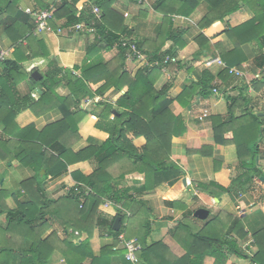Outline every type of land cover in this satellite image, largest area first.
<instances>
[{"label": "trees", "instance_id": "obj_1", "mask_svg": "<svg viewBox=\"0 0 264 264\" xmlns=\"http://www.w3.org/2000/svg\"><path fill=\"white\" fill-rule=\"evenodd\" d=\"M36 1L40 7H46L40 0ZM114 2L95 0L101 10L100 20L93 25V31L76 32L84 33L89 40L82 64L75 66L80 76L73 75L70 69H64L55 60L49 59L38 82L44 90L43 94L29 104V96L19 97L14 93L17 84L27 77L23 64L33 59L39 62L49 58L50 51L43 39L33 35L34 23L28 15L17 10V0H9L0 11L1 16L7 17L6 20L13 21L4 29L15 42L14 58L0 62L3 67L0 73V123L7 137L0 139V161H15L34 172L17 183V191H11L6 188V183H0V215L7 220L6 225H0V264H84L87 260L88 264H110L114 256H120L123 264H132L124 258L125 249L116 250L114 244L102 246L99 255H93L90 239L99 225L101 204L106 199L112 204L128 206L132 189L122 182L129 173L144 174L142 191H150L162 183L174 184L180 171L171 160L172 140L186 132V124L180 114L172 111L171 104L177 100L187 105L196 95L207 98L214 90H219L214 83L215 76L205 69L174 99L168 95L169 84L155 88L161 67L142 66L134 75L128 73L125 69L126 48L121 45L120 39L122 36L132 37V31L125 24L123 15L112 7ZM84 3V0H60L54 6L48 24L52 29H61V36L69 37L65 32L67 27L89 20L90 10ZM155 3L154 9L163 14V31L157 37L156 49L148 55L136 41L142 53L149 56V61L160 60L164 55H177V50L185 45V30L174 27L171 16L188 17L203 4L206 12L197 26L204 32L194 38L199 48L208 50L209 39L223 33L233 46L225 48L216 43L220 60L225 65L216 77L223 83L232 77L233 71L244 70L243 64L248 57L243 47L249 43H254L261 51L257 64L261 70L264 69V0H156ZM242 7L250 9L251 18L234 27H225L223 23L227 17ZM17 21L19 27L15 25ZM165 40H171L173 46L161 50ZM112 47L117 49V53L105 61L103 54ZM261 72L249 84L254 92L261 91L264 86V70ZM59 84L68 86L70 94L57 95L55 87ZM249 85L240 87L237 95L226 97L225 117H211L213 141L234 146L238 164L245 169L242 176L248 181L258 172L256 141L262 131L261 116L250 107ZM111 87L115 91L125 88V91L114 104L103 103L101 110L94 114L97 118L95 126L102 128L108 134L107 138L97 142L89 137L87 146L73 152L72 142L79 137L77 123L84 115L81 109L72 111V107L76 106L77 88L102 95ZM54 107L61 111L62 118L41 130H34L31 124L20 127L16 122V117L23 111L35 112L36 109L37 116ZM229 132L232 137L226 139L224 136ZM72 133L75 134L74 139L68 141ZM138 136H143L146 142L135 147L133 139ZM189 153L211 155L212 146L204 145ZM88 160L95 161L96 166L90 174L84 175L79 170L70 173L76 181L75 185L83 184L90 188L88 195L75 193L72 186L61 197L54 199L47 196L43 180L58 179L67 173L72 164ZM218 168L216 161L215 169ZM200 188L215 196L228 192V187L214 181ZM117 216H120L119 213L108 226L114 240L123 231L122 228L117 231L112 229ZM189 216L184 215L173 231L174 239L185 250L182 256L172 255L160 241L147 245L138 237L140 249L136 251V256L140 263L202 264L206 253L215 256L214 264H222L227 254L246 258L239 245L247 235L240 219L225 214L227 220H224L219 213L205 220L202 226H196L194 218ZM53 224L61 227L66 234L76 233L74 238H80V241L61 238L55 230L47 234ZM124 235L129 238L127 232ZM253 242L257 252L251 256V262L264 264V229L253 234ZM55 253L59 254L63 263H54Z\"/></svg>", "mask_w": 264, "mask_h": 264}, {"label": "crops", "instance_id": "obj_2", "mask_svg": "<svg viewBox=\"0 0 264 264\" xmlns=\"http://www.w3.org/2000/svg\"><path fill=\"white\" fill-rule=\"evenodd\" d=\"M40 1L46 7H40L36 0H17V10L28 15L26 13L27 8L36 11L45 9L54 3L53 0ZM155 1L150 0L149 4L145 5L136 0H115L112 5L114 10L123 15L125 24L132 31V37L129 38L137 41L148 55L156 49L155 46H157L159 39L157 37L160 34L159 32L162 33L163 31V14L154 9ZM8 2L9 0H0V11L7 6ZM125 3H128V5H125ZM84 4L86 7L88 6L86 3ZM205 12L206 6L201 4L188 17L171 16L173 26L185 30L183 34L185 45L178 50L175 56L178 58L179 63L175 61V63L162 68L161 75L155 83L156 89H160L165 83L169 84L168 95L174 99L185 85L195 81L197 75L205 69L215 76L214 83L219 86V90H214L207 98H200L196 95L190 99L187 105H182L177 100H174L171 104L172 111L175 114H180L186 124V132L182 136L174 137L172 140L171 160L180 171L179 178L171 186L162 183L150 191H142L141 188L145 182L143 173L133 172L125 175L122 183L132 189L130 192L131 202L128 206H125L121 203H106V199H104L101 204L102 210L99 209L101 217L99 225L95 228L90 239V249L94 256L99 255L100 249L104 245L114 244V249L120 250L124 249L122 246L124 240H134L138 244L137 238L140 237L147 245L160 241L172 255L180 257L185 253V250L174 239L173 231L183 219V216H189L190 214L189 217L194 218L193 223L196 226H202L205 220L220 213L224 220H227L225 214L240 219L247 234L239 244L246 258L235 254H227L221 263L255 264L251 262V256L257 252V246L253 242V234L264 229V86L259 92L247 89L250 107L253 112H257L261 116L260 121L262 122V131L256 141L257 156L255 162L258 172L249 181L242 176L245 169L238 164L234 146L229 143L218 144L213 141L211 117L213 115L225 117L227 115L226 97L237 95L240 87L245 86V84L248 85L251 80L257 77L258 73H262L261 71L264 69L261 70L257 64L262 53L254 43L244 46L243 51L248 57V61L243 64L244 70H235L232 72V77L222 83L216 76L224 69L225 65L220 60L216 43H220L225 48H232L233 46L230 39L223 33L209 39L208 50L199 48L194 38L199 33L204 32V30L199 29L197 23ZM251 16L250 9L242 7L230 14L223 25L234 27L247 21ZM29 17L34 23L33 35L44 40L49 48L50 56L39 62L33 59L23 64L27 77L17 84L14 93L19 97L29 96L31 100L27 104L38 100L43 94L44 90L38 82L42 78V73H45L49 59L52 58L64 69H70L72 74L75 72L76 74L73 75L80 76V71L75 66L80 67L82 64L89 42L84 33H69V37L57 33H37L33 17ZM6 18L0 17V52L4 55L3 59L12 60L14 58L15 42L8 36L4 27L11 25L13 21L6 20ZM15 25L18 26V21L15 22ZM170 47H172V41L165 40L161 50H167ZM116 53L117 49L112 47L104 52L103 59L105 61L110 60ZM144 55L145 59L148 60L149 56ZM3 59H0V62ZM144 61L138 63L135 60L126 59L125 69L128 73L134 75L140 67L145 66L143 65ZM36 69H39L41 75L38 82L31 77V73ZM41 69L44 71L40 72ZM2 72L3 67L0 66V73ZM124 91L125 88L121 91H115L111 87L104 94L96 95L91 94L89 90L77 88L76 106L72 107V111L81 109L84 115L77 123V135L79 137L72 142L73 152L87 146L89 137L97 142L107 138L108 134L102 128L95 126L97 118L94 114L101 110L103 103L114 104ZM55 93L59 96H67L70 94L69 87L65 84H59L55 87ZM35 113L36 109L35 112L30 110L21 112L16 117L17 124L20 127L31 124L34 130H41L47 124L59 121L62 118V113L57 107L37 116ZM236 114L239 115L240 111L237 110ZM1 119L0 116V122ZM2 128L3 124L0 123V139H6L7 137ZM74 136L75 134L72 133V136L67 140H73ZM224 137L230 139L232 135L229 132ZM145 142L143 136L133 139L135 147L143 146ZM204 145L212 146L211 155L189 153L190 150L200 149ZM216 161L219 164L217 170L215 169ZM6 163H8V166H6ZM95 167V161L93 160L78 162L69 166L67 173L62 177L55 180H43L47 196L56 199L68 193L76 183L71 177L70 173L72 171L79 170L84 175H88ZM6 168L18 172L17 183L34 173L32 169L21 167L15 161L11 163L0 161V171L2 173L0 183H6V180L10 181L12 179L9 174L4 173ZM240 176H242V179ZM211 181L228 187V192L215 196L213 193L203 191L200 188ZM243 181H246V183ZM17 190L18 187L13 191ZM9 206L11 207L10 202ZM197 208L208 210L205 219H198L193 216ZM116 213L123 217L121 219L120 216H117L120 218L118 230L122 228L123 231L116 237L117 240H114L108 226ZM6 223L5 216L0 215V225L4 226ZM53 230L61 238L67 237L72 241H80V238H74L76 233L74 235L66 234L56 224L51 225L47 234ZM126 232L129 238L124 237ZM215 259V256L211 253H206L203 256L202 264H214ZM53 261L54 263H63V259L58 253L53 256ZM88 262L89 260L85 261L84 264H88ZM110 264H123V262L120 256H114L111 258ZM139 264H141L140 261Z\"/></svg>", "mask_w": 264, "mask_h": 264}, {"label": "built area", "instance_id": "obj_3", "mask_svg": "<svg viewBox=\"0 0 264 264\" xmlns=\"http://www.w3.org/2000/svg\"><path fill=\"white\" fill-rule=\"evenodd\" d=\"M54 3L52 5H49L47 8L45 9H41V10H36L33 11V9L31 8H27L26 9V13H28L29 16L33 17V20L35 22V26H36V32L37 33H57V34H61V29H52L51 26L48 24V20L52 18V13H53V9L55 4H57L60 0H53ZM137 2H139L140 4H149L150 0H136ZM84 2L89 6V20L88 22L85 21H81L78 22L72 26L67 27V29H65L66 33H76L78 31H84L87 30L88 32L93 31L94 27L93 25L95 23H97L100 18H101V10L100 8L97 6V4H95V0H84ZM125 16L127 15L126 13L124 14ZM120 43L122 46H124L126 49V53H125V57L126 59H132L135 61H142L145 60L143 63V65L151 67V66H163V65H168L170 63H173L176 61V59L172 56L169 55H164L161 57L160 60H153V61H149L147 59H145V55L144 53H142V51L139 49L138 44L136 41L130 39L127 36H122L120 39ZM4 55L0 52V59H3ZM234 72V71H233ZM73 74H76L75 72H73ZM75 193H82V195L86 196L90 193V188L86 185L83 184H77L74 186L73 188ZM106 203H108L109 201L106 200ZM105 203V204H106ZM110 203V202H109ZM122 246L125 249V258L130 261L132 264H139V260L136 256V251L140 249V245L135 243L134 240H124L122 242Z\"/></svg>", "mask_w": 264, "mask_h": 264}, {"label": "rangeland", "instance_id": "obj_4", "mask_svg": "<svg viewBox=\"0 0 264 264\" xmlns=\"http://www.w3.org/2000/svg\"><path fill=\"white\" fill-rule=\"evenodd\" d=\"M125 5H128V3H125ZM192 14V13H191ZM190 14V15H191ZM189 15V16H190ZM202 17V16H201ZM225 22V21H224ZM86 33L88 32L87 30H84ZM173 46V45H172ZM256 48H257V46H256ZM177 52H178V50H177ZM175 59H176V62L178 61V58H176V57H174ZM138 63L139 62H142V61H137ZM173 63H175V62H173ZM223 63V62H222ZM171 64V63H170ZM169 65V64H168ZM165 66H167V65H163V66H158V67H161V69L162 68H164ZM36 71H38L39 72V69H36ZM44 70L43 69H41L40 70V72H43ZM252 81V80H251ZM250 81V82H251ZM36 82H38V81H36ZM250 82H249V84H250ZM165 84H167V83H165ZM165 84H163V85H165ZM248 84V85H249ZM162 85V86H163ZM161 86V87H162ZM245 86H246V84H245ZM248 89H251L252 91H253V89H252V86H248ZM263 96H264V94H263ZM263 98V97H262ZM6 166H8V163H6ZM12 169L11 168H6L5 169V171H4V173H6V174H9L11 177H12V179L10 180V181H8V180H6V188L7 189H10L11 191H13V190H15V189H17V187H18V184H17V177H18V172H16V171H11ZM2 178V173H1V171H0V179ZM110 202V201H109ZM111 203V202H110ZM112 204V203H111Z\"/></svg>", "mask_w": 264, "mask_h": 264}, {"label": "water", "instance_id": "obj_5", "mask_svg": "<svg viewBox=\"0 0 264 264\" xmlns=\"http://www.w3.org/2000/svg\"><path fill=\"white\" fill-rule=\"evenodd\" d=\"M31 77L33 79H35L36 81H38L41 77L40 73L38 71H33L31 73ZM44 171L41 170V173H43ZM208 215V210L206 208H197L194 213H193V216L198 218V219H205ZM119 221H120V218L117 217L115 220H114V223H113V226H112V229L117 231L118 228H119Z\"/></svg>", "mask_w": 264, "mask_h": 264}]
</instances>
